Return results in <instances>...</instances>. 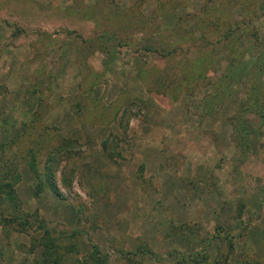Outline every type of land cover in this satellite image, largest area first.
I'll return each instance as SVG.
<instances>
[{"label":"rangeland","instance_id":"rangeland-1","mask_svg":"<svg viewBox=\"0 0 264 264\" xmlns=\"http://www.w3.org/2000/svg\"><path fill=\"white\" fill-rule=\"evenodd\" d=\"M0 143V264H264V0H0Z\"/></svg>","mask_w":264,"mask_h":264},{"label":"trees","instance_id":"trees-1","mask_svg":"<svg viewBox=\"0 0 264 264\" xmlns=\"http://www.w3.org/2000/svg\"><path fill=\"white\" fill-rule=\"evenodd\" d=\"M4 148L5 145H2L0 143V208L6 212L5 213L3 210H0V218L4 221L5 225H18V227L16 228L17 231L29 234L33 222H36L35 226L39 228L42 226L39 223V219H37L35 215L33 216L31 213L25 211H6L8 210L7 208H17V204L15 202L16 196L14 191V184L18 182L19 175L17 173V163L15 161L16 159H9L7 157H4ZM28 163L30 165V169L35 173L37 177L34 160L32 161L31 159ZM46 169L48 173L47 175L50 176L49 168ZM46 182L52 193L58 196L59 192L56 189L54 181ZM41 188L42 184L38 182L36 184V189L41 190ZM38 246L42 248L40 254L43 259L42 264H62V262L70 260V253L74 249L73 244H69L68 247L62 246L60 241L58 242L55 239L53 240L52 238H50L49 232L44 229H41ZM227 246L229 250L232 245L229 242ZM88 255L89 260H91L90 263L93 264H98V260H102L104 258L103 255H100L95 245H91V252ZM203 258H205V256H203ZM201 264H204V261Z\"/></svg>","mask_w":264,"mask_h":264}]
</instances>
